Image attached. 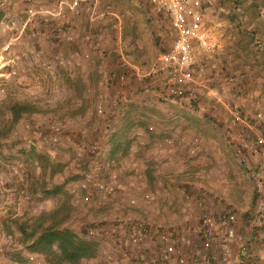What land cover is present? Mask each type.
<instances>
[{"label": "rangeland", "instance_id": "rangeland-1", "mask_svg": "<svg viewBox=\"0 0 264 264\" xmlns=\"http://www.w3.org/2000/svg\"><path fill=\"white\" fill-rule=\"evenodd\" d=\"M60 1L40 0L41 5L47 8L58 6ZM244 1H249L252 8L248 12L245 7L240 8L239 15H264V0ZM73 2L67 0L60 16L49 15L45 19L41 14L35 15L29 28L20 37H26L25 40H12L19 20L15 24L10 19L0 23V195L1 191L6 192V185L16 187L13 190L16 194L7 203V213L11 233L18 241L12 247V253L16 252L21 264L48 262L44 254L21 244L22 234L18 225L26 220L33 222L41 213L51 211L64 202L70 216L63 225L84 236L90 227H110L117 235L118 228H124L126 223L137 220L160 222L151 214L152 207L160 200V195L154 191L157 187L153 180L155 168L150 165L151 159L146 160V167L137 165L128 169L122 163V150L112 154L107 148L108 138L116 130L120 133L122 143L132 142L134 150L131 152L134 156L144 159L147 158L145 147L154 146L159 139L166 142L172 139L174 143H167L171 148L183 147L184 144L187 146L191 155L186 154L185 159L191 162L196 152L191 149L197 150L202 145L201 139L194 135L188 143L186 139L184 141V135L177 138L170 133L178 128V134H187L189 132L186 129L194 128V124L187 123L189 119L179 117V111L210 114L216 112L215 108L218 107L213 95L208 93L210 87L197 86L196 83L193 86L194 99L179 100L176 103L178 108L174 106L173 109L177 116L168 113L166 102L169 101L158 95L160 91L165 94L168 82L166 73H146L151 70V60L154 61L159 53L171 49L175 31L166 12L158 10L150 0H95V12L90 0H78L74 8L71 7ZM257 3L260 6L255 13ZM26 4L24 1L21 12L24 17L22 21L20 19L22 24L27 18ZM12 6L8 9L12 10ZM119 20L123 22L122 28L115 26ZM205 22L216 30L206 18ZM240 25L244 32L250 33V42L257 46V38L251 35L260 32L257 23L254 25L244 21ZM33 32L34 35H31ZM21 46L26 50L27 46L34 47L32 51L35 57L21 56L16 51ZM127 55L136 61L140 59L137 63L143 65L145 71L140 69L146 75L139 77L134 70L127 71L130 66L123 58ZM203 57L204 54L197 49V60L202 63ZM221 93H225L226 99L232 100L238 97L240 91L225 88V92ZM15 101L31 102L37 111L24 113L15 124L10 125V106ZM130 103L134 106L130 110V118H126ZM254 103L255 107L259 105L255 100ZM262 109L257 112H261L263 119L258 116L252 119L253 127L247 136L249 140L259 134L264 136ZM125 110L126 113L117 116L118 112ZM161 114L167 119H161ZM52 124L59 127L57 133L52 132ZM54 134L58 140L48 141ZM29 136L35 137L37 145H28ZM181 137L182 140L179 139ZM94 143L101 146L100 154L96 149L93 150ZM32 149L44 154L50 161L62 164V171L56 173L54 180L49 176L50 167L44 161L45 168L41 169ZM97 159L101 160L104 167L99 169L96 176L107 177L110 172H116L123 186L108 199L101 201L94 197L87 202L82 198L81 191L75 195L72 190L78 188L75 184L83 178L82 170L96 165ZM255 160L264 163V152L250 158L248 172L255 168ZM255 170L259 173L258 178H263L260 174H264V164L259 163L258 170ZM53 182H65V193L45 196V187L51 186ZM146 191L157 195L156 199L148 200ZM162 222L165 227H175ZM187 234L199 236L201 231L197 234L195 230H187ZM96 238L101 241L100 250L95 258L85 260L87 264H123L122 251L136 254L147 248L151 252L155 245L147 243L141 247H124L110 237ZM105 251L111 253L112 261L104 259ZM32 253L36 255L34 258L30 257Z\"/></svg>", "mask_w": 264, "mask_h": 264}, {"label": "crops", "instance_id": "crops-1", "mask_svg": "<svg viewBox=\"0 0 264 264\" xmlns=\"http://www.w3.org/2000/svg\"><path fill=\"white\" fill-rule=\"evenodd\" d=\"M90 1L95 12L93 7L95 0ZM201 2L204 17L214 28L216 27L221 46L212 55L204 54L202 63L197 60V86L210 87L208 93L213 95L214 103L218 107L215 108L216 112L210 114L203 111H179V117L189 119L187 123L194 124V128L186 129L189 132L187 134H178V128L171 130L170 133L175 134L177 138L184 135V141L186 139L188 143L195 135L201 139L202 145L195 150L190 162L185 159V155L190 154L185 144L183 147L171 148L166 140L159 139L154 146L145 147L147 158L144 159L134 156L131 152L134 150L131 142L127 147L128 153L121 155V159L128 169L137 165L140 168L146 167V160L151 159L150 165L155 168L153 180L157 187L154 191L160 195V200L152 207L151 214L160 222L163 221L168 226L179 225L188 232L195 230L200 234L203 215L218 216L223 212L233 211L237 215L235 225L243 235L242 243L248 246L247 251L242 254L240 250L242 243H235L234 254L242 257L243 264H264V218L258 220L256 214L259 204H264V174H260L263 178L252 177L253 171H247V166L251 164L242 163L235 148L238 143L246 144L249 141L247 136L253 127L252 119L257 117V113H261L257 112L258 109L263 107L264 111V15H239L240 8L245 7L246 12L252 8L249 1L201 0ZM258 6L259 3L254 9L255 13ZM23 8L24 0L13 3L12 11L18 18L17 21L19 20L16 34L12 37L15 41L23 35V24L20 23L24 17L21 13ZM0 14L2 16V12ZM244 21L254 25L257 23L260 32L251 34L257 38L255 40L257 46L250 42V33L243 31L240 23ZM122 25V20L115 24L119 28H122ZM33 48L27 46L26 50L21 46L16 51L23 57H35ZM130 56H123L130 66L127 67V71L134 70L139 77L146 75L147 73L142 72L145 71L143 65L137 63L140 59L136 61ZM140 68H143L142 71ZM248 87L252 89H247ZM225 88L240 93L237 98L228 100L225 93H221L225 92ZM254 100L259 104L257 107L254 106ZM176 103L166 102L170 115H178L173 110L174 106L178 108ZM133 106L134 104L130 103V108ZM236 116H240L241 120H236ZM166 117L161 114V119H167ZM107 148L111 151L112 143H108ZM255 161L257 163L253 170H258L259 163H264L260 160ZM15 188L8 184L4 187L6 192L1 191L0 195V264H21L16 252L12 253V247L18 244V241L13 232L11 233L7 213L9 208L7 203L9 198L16 194L13 191ZM160 222L155 223L161 224ZM190 237L194 239V246H200L201 234ZM194 249L187 246L189 259L193 258ZM122 253L123 264H136L135 253L126 251Z\"/></svg>", "mask_w": 264, "mask_h": 264}, {"label": "built area", "instance_id": "built-area-1", "mask_svg": "<svg viewBox=\"0 0 264 264\" xmlns=\"http://www.w3.org/2000/svg\"><path fill=\"white\" fill-rule=\"evenodd\" d=\"M24 1L27 3L25 8L27 18L23 20L22 33L33 21L35 15L41 14L45 16L43 17L45 19L49 15L60 16L63 13L64 4L67 3V0H61L58 6L47 8L41 5L40 0ZM13 2L15 1L0 0L1 24L7 19H10L13 24L17 22L18 18L12 10L8 9ZM150 2L158 10L166 12L171 27L175 31V37L171 49L158 54L147 74L151 75L152 72L157 73L158 71L166 73L168 82L165 94L162 91L158 93L164 100L178 102L182 98H186L191 101L194 97L193 86L197 83V74L194 68L197 63V49L203 54L212 55L221 46V40L217 31L211 29L205 22L201 0H150ZM76 4H78V0H74L71 7L74 8ZM31 35H34V32ZM67 37H70L69 34ZM76 54L78 55L80 52H76ZM58 57L60 58V56ZM123 113L118 112L117 116ZM257 116L263 119L261 113H258ZM236 120H241V117L236 116ZM26 125L29 127V124ZM50 128L54 133L59 130L55 124L50 125ZM56 140L58 137L54 134L48 141ZM27 143L30 146L37 145L34 136H29ZM167 143L172 144L174 140L169 139ZM92 148L94 151L96 149L99 154L102 152L99 144L94 143ZM235 148L241 162L248 163L251 157L264 152V136L259 134L246 144L238 143ZM97 160L96 165L82 170L83 178L75 184L78 188L71 189L75 195L81 191L82 198L87 202H90L94 197L101 201L108 199L123 186L116 172H110L107 177H97L96 173L104 167L101 160ZM258 175L259 173L253 170L252 177L258 178ZM137 188L141 190L140 186ZM145 197L150 201L156 199V195L150 191L145 192ZM263 212L264 204H259L256 213L258 220L264 218ZM236 220L237 215L233 211L223 212L218 216L203 215L200 246H194L193 238L187 234L186 228L165 227L148 220L126 223L124 228H118L117 235L114 229L100 228V226L88 228L87 235L110 237L124 247H141L147 243H154L151 252L146 248L136 253V264H243L242 257L234 254V244L243 241V235L235 225ZM187 246L195 248L192 259H189L186 252ZM247 249L248 246L242 243L240 247L242 254ZM35 256L34 253L30 254L32 258ZM104 259L112 261L111 253L105 251Z\"/></svg>", "mask_w": 264, "mask_h": 264}, {"label": "trees", "instance_id": "trees-1", "mask_svg": "<svg viewBox=\"0 0 264 264\" xmlns=\"http://www.w3.org/2000/svg\"><path fill=\"white\" fill-rule=\"evenodd\" d=\"M1 17V14H0ZM197 63L194 68L197 72ZM194 99V97L192 98ZM130 104L126 118H130ZM10 125L15 124L24 113L36 112L35 105L31 102L15 101L10 106ZM126 113V110L123 111ZM125 118V119H126ZM112 132V138H108V143H112L111 153L122 150V155L128 153V142L122 143L120 133ZM111 139V142H110ZM33 150V149H32ZM36 160L44 169L43 162L50 167V179L54 180L56 173L62 171V164L50 161L47 156L33 150ZM65 182H53L51 186H46L45 196L65 193ZM66 203H61L51 211H45L35 217L33 222L28 220L21 222L18 229L22 234L21 244L26 248L45 255L48 264H87L86 259L95 258L101 247V241L94 236H84L71 227L63 225L69 219V209Z\"/></svg>", "mask_w": 264, "mask_h": 264}]
</instances>
